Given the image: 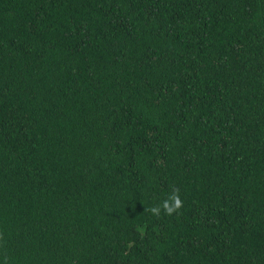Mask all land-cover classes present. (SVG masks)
<instances>
[{
    "label": "trees",
    "instance_id": "trees-1",
    "mask_svg": "<svg viewBox=\"0 0 264 264\" xmlns=\"http://www.w3.org/2000/svg\"><path fill=\"white\" fill-rule=\"evenodd\" d=\"M0 264H264V0H0Z\"/></svg>",
    "mask_w": 264,
    "mask_h": 264
},
{
    "label": "clouds",
    "instance_id": "clouds-1",
    "mask_svg": "<svg viewBox=\"0 0 264 264\" xmlns=\"http://www.w3.org/2000/svg\"><path fill=\"white\" fill-rule=\"evenodd\" d=\"M182 206V200L178 193H172L168 195V197L160 202L158 206H154L151 208V212L154 215L159 216L161 213V209L168 214L171 215L176 212Z\"/></svg>",
    "mask_w": 264,
    "mask_h": 264
}]
</instances>
